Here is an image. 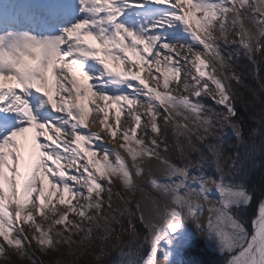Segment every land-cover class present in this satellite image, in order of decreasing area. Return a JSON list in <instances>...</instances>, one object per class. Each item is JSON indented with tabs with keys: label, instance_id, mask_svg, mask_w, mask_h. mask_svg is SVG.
Returning a JSON list of instances; mask_svg holds the SVG:
<instances>
[{
	"label": "snow or ice",
	"instance_id": "snow-or-ice-1",
	"mask_svg": "<svg viewBox=\"0 0 264 264\" xmlns=\"http://www.w3.org/2000/svg\"><path fill=\"white\" fill-rule=\"evenodd\" d=\"M220 41L255 63L264 0H0V258L40 264L33 242L44 255L66 247L76 256L94 230L110 239L128 211L132 239L115 264H177L193 223L227 264H264V202L251 232L237 214L252 202L239 149H252L233 91L242 77ZM168 127L180 163L161 139ZM225 129L237 140L232 153ZM152 161L157 170L145 168ZM145 175L155 193L147 211L137 202L135 212L105 213L104 194L108 209L119 195L112 185L135 196Z\"/></svg>",
	"mask_w": 264,
	"mask_h": 264
},
{
	"label": "trees",
	"instance_id": "trees-1",
	"mask_svg": "<svg viewBox=\"0 0 264 264\" xmlns=\"http://www.w3.org/2000/svg\"><path fill=\"white\" fill-rule=\"evenodd\" d=\"M220 45L225 56H228L231 50H237L236 57L232 59L231 63L238 74L243 77V82L241 84L236 85L233 82V91L236 94V108L239 114V120L242 123L245 140L252 149L251 151L245 147H240L239 149L242 157L241 162L244 165L243 174L240 176V182L254 194L251 212L247 210L248 208L237 211V214L242 220L246 221L248 215L254 216V212L258 208L259 203L264 200V54H258L255 63H253L243 54V50L240 49L238 44L229 43L225 45L223 41H220ZM254 69L256 71L254 74L257 76L253 77L252 72ZM203 102L210 107H216L213 101L208 97L203 99ZM160 120L162 121V118ZM171 133L172 132L169 130L161 139H166L168 142L170 148L168 153L169 158L176 163H180V157L175 151V137L172 138ZM168 134H170V137H168ZM225 142L226 153H232L238 147L236 137L230 129H225ZM207 171L212 174L214 169L210 167ZM112 192L119 195L113 196V207L112 209H108L106 206L107 193L104 194L105 213L111 216L114 210H124L125 207L131 212H135L137 204L136 196L126 193L124 189L116 187L115 185H112ZM121 197H123V200ZM128 200H130L131 203L126 205L125 202ZM91 215H95V212H92ZM138 217L139 214L137 213L136 217L133 218V222L137 225L140 237L142 238L145 230L143 226L139 224ZM118 219L120 223L113 224L115 232L112 237L106 241L102 239V233L100 231L94 230L93 241L87 249V251L89 250L94 254L93 257L85 256L83 260L82 256L81 259H76L69 254V250L66 247L61 248L59 252H50L46 257H39V250L33 242V247L36 248V253L38 254L34 253L35 257L40 261V264H108L109 261L115 264L118 258L117 256L121 255L119 249L128 244L132 239L130 233L127 231L129 219L128 211H125L124 216L118 217ZM69 220L75 221V219L72 220L70 217ZM57 227L62 230V226ZM101 249L105 250L104 256L106 254L107 256L104 257L105 259L103 261L97 262L94 257L95 254L100 253ZM125 251H127V248H125ZM138 251L146 254L148 248L144 247ZM84 252L86 251L77 249V255L84 254ZM18 260V257L13 258V261H9L8 264H30L26 259L22 260V263ZM224 260L225 262L223 263L222 261ZM226 261H228V257H219L218 254L210 251L202 253L197 249H189L184 254L182 264H226Z\"/></svg>",
	"mask_w": 264,
	"mask_h": 264
},
{
	"label": "rangeland",
	"instance_id": "rangeland-1",
	"mask_svg": "<svg viewBox=\"0 0 264 264\" xmlns=\"http://www.w3.org/2000/svg\"><path fill=\"white\" fill-rule=\"evenodd\" d=\"M236 53H237V50L236 49H234V50H231L229 53H228V55L229 54H231L232 55V57H233V59L236 57ZM235 69V68H234ZM236 70V69H235ZM237 72V71H236ZM238 73V72H237ZM254 73H256V71H255V69L253 70V72H252V76L254 77V76H257L256 74H254ZM242 82H243V77H242ZM207 97H203V99H206ZM209 98V97H208ZM210 99V98H209ZM116 108V106L115 105H113V109H115ZM141 111H143V110H141ZM162 118V117H161ZM160 118V119H161ZM127 119V117H124V116H122L121 117V122H122V124L124 123V121ZM144 119H146V117L144 118ZM163 119V118H162ZM125 126H127V125H125ZM142 127H143V124H142ZM169 130H170V132H172V129L170 128V127H168V128H165V134L166 133H168L169 132ZM29 134H33L34 135V132H32V131H30L29 133H27V135H28V137L29 138H31L33 135H29ZM168 137H170V134H168ZM171 137L172 138H174V136H173V133H171ZM146 143H147V138H146ZM116 187H120V188H122L123 189V187H122V185L119 183V182H117V183H115L114 184ZM45 187H46V191H47V189L50 187V185H48V182L47 181H45ZM247 188V187H246ZM248 189V188H247ZM248 191L250 192V194L252 195V202L250 203V205L248 206V207H242V208H240L239 210H241V209H244V208H248L247 210L249 211V212H251V207H252V204H253V200H254V194H252L253 192L252 191H250V189H248ZM136 199H137V202H138V194H137V192H136ZM262 202H264V200L262 201ZM53 203H55V200L53 201ZM77 203V201L76 200H73V204H76ZM29 207H31V205H29ZM49 207H51V205H48L46 208H45V212L47 213V211H48V208ZM57 208H59L61 211H63L64 210V206H61V205H59V204H57ZM256 211H257V209H256ZM256 211L254 212V216H255V214H256ZM91 214V213H90ZM254 216H252V215H248L247 216V220L246 221H243L244 223H245V226L248 228V230H250V228H251V226H252V224H251V222H252V220H253V218H254ZM72 220L73 219H75V221L77 222V221H79V217L78 216H76L75 214H70V216H69ZM36 220H37V222H40V223H44V226L45 227H47V222H44L43 221V218L42 217H40V216H38L37 215V217H36ZM29 223H31V222H29ZM84 227H86V226H89V224H88V222H84V225H83ZM25 228H26V231H27V226H25ZM30 234V233H29ZM199 241H200V244H197V247H194V246H196V245H194V246H191V248H187V249H197V250H199V251H201L202 253H204V252H206V251H210V252H213V253H216V254H218V256L219 257H222V256H224V255H226L225 257H228V255L227 254H219L217 251H214V250H212L208 245H207V243H206V238H205V235L204 234H201L200 235V237H199ZM198 246H200V247H198ZM186 249V250H187ZM186 250L183 252V254H182V256H181V263L180 264H182L183 263V259H184V254H185V252H186ZM31 251L33 252V253H36V248H34L33 247V244H32V248H31ZM148 252V251H147ZM37 254V253H36ZM38 255V254H37ZM93 253L91 252V251H86V252H84V254H80V255H76V256H74V258H76V259H81V257L83 256V260L85 259V256L87 257V256H91V257H93ZM145 256L147 255V253L146 254H144ZM161 255H162V253H161ZM39 257L40 256H42V257H46V255H44V254H42L41 253V251H39V255H38ZM107 256V254L104 256V257H106ZM118 256H120V255H118ZM117 256V257H118ZM13 258H17L15 255H12L11 253L9 254V258H8V260L7 259H4V258H0V264H8V262L9 261H13ZM63 258V257H62ZM95 258V257H94ZM105 259V258H104ZM103 259V260H104ZM228 259H229V257H228ZM7 260V261H6ZM20 263H22L23 261L21 260V259H19L18 260ZM216 261V260H215ZM217 262V261H216ZM223 263L225 262V260L224 261H222ZM226 264H227V261H226Z\"/></svg>",
	"mask_w": 264,
	"mask_h": 264
},
{
	"label": "bare ground",
	"instance_id": "bare-ground-1",
	"mask_svg": "<svg viewBox=\"0 0 264 264\" xmlns=\"http://www.w3.org/2000/svg\"><path fill=\"white\" fill-rule=\"evenodd\" d=\"M111 122V121H110ZM92 131H96L98 129H91ZM30 136L33 134H29ZM119 135V134H118ZM105 139L108 140L107 143V147L109 148H115V150L117 151H121L122 155H126L125 153H123V151L121 149H119L118 145H114L112 143V141L106 136ZM130 163V161H129ZM146 169H152V170H157L158 169V162L157 161H152L151 164L145 165ZM150 179V177L148 175H145L144 179L142 180H137V184H138V189H137V194H138V202L141 203L142 206H145V210L147 211V205L149 204V201L145 199V195L146 193H150L152 192V189L150 188V186L148 185L147 181ZM140 189H143V191H141ZM153 195H155L154 192H152ZM248 207V206H247ZM188 228L190 229V231L188 232L186 239H188L190 241L189 245H184L182 247H180L178 249V254L176 257V260H178L183 252L189 247V246H194L199 244V237L201 234H197L196 236L193 235V233L195 232V224H189ZM207 245L214 251H217L219 254H227V253H222L217 247H215L213 244H211L210 242H208L206 240Z\"/></svg>",
	"mask_w": 264,
	"mask_h": 264
},
{
	"label": "water",
	"instance_id": "water-1",
	"mask_svg": "<svg viewBox=\"0 0 264 264\" xmlns=\"http://www.w3.org/2000/svg\"><path fill=\"white\" fill-rule=\"evenodd\" d=\"M194 247H197V246H194Z\"/></svg>",
	"mask_w": 264,
	"mask_h": 264
}]
</instances>
